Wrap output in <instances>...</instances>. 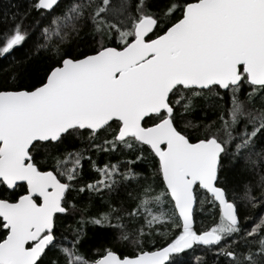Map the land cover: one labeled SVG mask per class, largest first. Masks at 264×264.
<instances>
[{
	"label": "snow or ice",
	"instance_id": "6c2138e0",
	"mask_svg": "<svg viewBox=\"0 0 264 264\" xmlns=\"http://www.w3.org/2000/svg\"><path fill=\"white\" fill-rule=\"evenodd\" d=\"M9 58L0 264H264V0H0Z\"/></svg>",
	"mask_w": 264,
	"mask_h": 264
},
{
	"label": "trees",
	"instance_id": "16d2710c",
	"mask_svg": "<svg viewBox=\"0 0 264 264\" xmlns=\"http://www.w3.org/2000/svg\"><path fill=\"white\" fill-rule=\"evenodd\" d=\"M22 2L24 6H27L30 3V0H22ZM10 59L11 58L0 60V67H6L9 64ZM198 116L199 114L197 113V118ZM256 211L259 212V209H257ZM215 222H218V221L214 220L213 217L208 212H204L202 215H199L197 217V225L202 228H207L209 226H212ZM188 258L190 259V257Z\"/></svg>",
	"mask_w": 264,
	"mask_h": 264
}]
</instances>
